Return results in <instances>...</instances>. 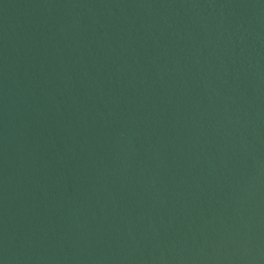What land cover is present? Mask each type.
<instances>
[{"label": "water", "instance_id": "1", "mask_svg": "<svg viewBox=\"0 0 264 264\" xmlns=\"http://www.w3.org/2000/svg\"><path fill=\"white\" fill-rule=\"evenodd\" d=\"M0 264H264V0H0Z\"/></svg>", "mask_w": 264, "mask_h": 264}]
</instances>
